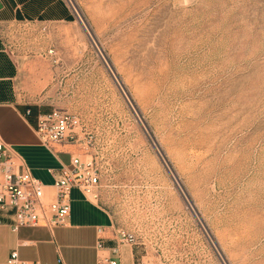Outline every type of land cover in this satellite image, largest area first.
I'll return each instance as SVG.
<instances>
[{
	"label": "rangeland",
	"instance_id": "1",
	"mask_svg": "<svg viewBox=\"0 0 264 264\" xmlns=\"http://www.w3.org/2000/svg\"><path fill=\"white\" fill-rule=\"evenodd\" d=\"M42 6L54 20L0 26L15 94L79 117L65 145L136 264H264V0Z\"/></svg>",
	"mask_w": 264,
	"mask_h": 264
},
{
	"label": "crops",
	"instance_id": "2",
	"mask_svg": "<svg viewBox=\"0 0 264 264\" xmlns=\"http://www.w3.org/2000/svg\"><path fill=\"white\" fill-rule=\"evenodd\" d=\"M38 3L45 4L46 0H0V26L14 21L54 20L55 7H38ZM0 54L3 61L0 64V138L35 178L48 184L51 177L46 170L52 168L59 174L62 165H69L73 153L65 144L56 145L49 151L38 142L34 132L36 113L21 103L14 91L18 68L9 56L14 64L11 67L1 46ZM27 108L31 109V114L25 116ZM69 196L70 215L65 227L50 230L40 223L36 227L21 226L12 232L7 225L0 226V263L14 249L24 264H96L98 255L112 257L110 248L117 243L111 234L110 227L114 225L111 214L97 202L84 199L76 189H71ZM98 227L103 232L99 239L102 249L97 252ZM136 262L135 246L119 247L118 264Z\"/></svg>",
	"mask_w": 264,
	"mask_h": 264
},
{
	"label": "built area",
	"instance_id": "3",
	"mask_svg": "<svg viewBox=\"0 0 264 264\" xmlns=\"http://www.w3.org/2000/svg\"><path fill=\"white\" fill-rule=\"evenodd\" d=\"M24 114L30 115L31 109L27 108ZM80 125L76 114L51 109L36 113L34 132L38 142L53 151L56 145L76 143ZM46 171L51 177L48 184L35 178L21 158L0 138V226L7 225L12 232L21 226L36 227L40 223L50 230L65 227L70 215L71 189L78 190L87 201H98L99 176L91 160L83 161L72 154L69 165H62L59 174L52 168ZM110 229L117 245L110 248L112 257L98 255L96 264H118L119 247L136 244L134 233L114 225ZM102 232V228L96 229L97 252L102 249L99 241ZM0 264L24 263L19 261L14 249Z\"/></svg>",
	"mask_w": 264,
	"mask_h": 264
}]
</instances>
